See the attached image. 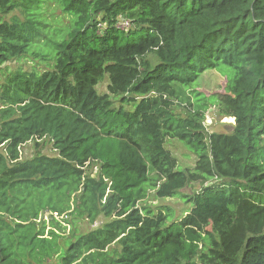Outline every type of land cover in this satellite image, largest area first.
Returning <instances> with one entry per match:
<instances>
[{"label": "trees", "instance_id": "1", "mask_svg": "<svg viewBox=\"0 0 264 264\" xmlns=\"http://www.w3.org/2000/svg\"><path fill=\"white\" fill-rule=\"evenodd\" d=\"M209 71L222 92L193 88ZM31 140L54 153L21 159ZM0 145V264H264V0H0ZM54 211L104 220L64 234Z\"/></svg>", "mask_w": 264, "mask_h": 264}, {"label": "rangeland", "instance_id": "2", "mask_svg": "<svg viewBox=\"0 0 264 264\" xmlns=\"http://www.w3.org/2000/svg\"><path fill=\"white\" fill-rule=\"evenodd\" d=\"M44 16L45 18L52 22L54 25L63 27L68 25L69 20L68 17L65 16L60 9L54 4H46L44 7ZM7 67L4 72L12 71L18 67H22L25 69H30L31 66L36 64L30 58L20 59V60H11L7 63ZM40 68V67H39ZM108 84V76L105 75L103 80L98 83L96 86L97 91L99 93H103L107 91ZM225 84V78L217 71H209L205 72L200 78L197 84L193 87L194 89L204 93L205 95L212 94L214 92H222ZM177 113L183 114V109L177 107ZM207 114L204 119V124L207 131L212 130H221L226 131L230 130V125H233L232 117H224L220 116L216 110L215 106H211L207 109ZM38 144L36 145L34 140L28 141L24 145L21 146V159H29L31 158L37 151L40 153H45L52 155L54 151L51 149L49 142H43L42 140H37ZM165 147L172 153V155L177 159V169L184 170L185 168H191L196 160L195 155L187 148L185 145L178 141L177 139L167 138L165 141ZM1 150V145H0ZM188 190H182V192H187ZM143 203L150 205L151 207L165 205L173 209V215L170 217L171 219L180 218L190 207L192 203H187L184 199H181L179 196L176 197H167V198H153L152 195H148L145 198ZM43 218L48 219V213H43ZM59 217V216H58ZM63 220V219H62ZM62 222L63 226H66L63 232L64 234H68L71 229L76 228V232H86L90 229H93L100 225V223L104 220L102 216H99L94 222L88 221L86 217L75 219L72 216L65 222Z\"/></svg>", "mask_w": 264, "mask_h": 264}, {"label": "built area", "instance_id": "3", "mask_svg": "<svg viewBox=\"0 0 264 264\" xmlns=\"http://www.w3.org/2000/svg\"><path fill=\"white\" fill-rule=\"evenodd\" d=\"M116 26L121 29H127L130 26V23L128 20L121 18L117 23ZM49 214V213H48ZM50 215H52L53 218L56 220H62L64 217L62 214H59L57 211L51 212ZM59 216V217H58Z\"/></svg>", "mask_w": 264, "mask_h": 264}]
</instances>
